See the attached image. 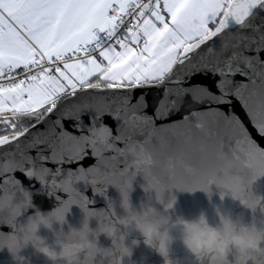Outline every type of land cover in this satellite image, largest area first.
<instances>
[{
	"label": "snow or ice",
	"instance_id": "obj_1",
	"mask_svg": "<svg viewBox=\"0 0 264 264\" xmlns=\"http://www.w3.org/2000/svg\"><path fill=\"white\" fill-rule=\"evenodd\" d=\"M174 114L182 118L157 126ZM208 117L231 126L234 142L194 146L191 128L203 132ZM181 125L183 144L158 136ZM155 140L170 151H150ZM89 155L91 167H65ZM225 155L264 165V0H0V166L15 165L0 187L26 189L16 172L29 186L42 176V190L61 198L60 180L75 174L95 194L144 168L195 187L220 174Z\"/></svg>",
	"mask_w": 264,
	"mask_h": 264
},
{
	"label": "clouds",
	"instance_id": "obj_2",
	"mask_svg": "<svg viewBox=\"0 0 264 264\" xmlns=\"http://www.w3.org/2000/svg\"><path fill=\"white\" fill-rule=\"evenodd\" d=\"M102 143L101 139L99 144ZM14 168L11 163L6 169L0 166V174L5 170L12 172ZM219 172L190 187L165 181L148 168L140 169L122 181L109 183L119 194L118 203L107 197L109 185L103 192L95 189V194L106 200V207L100 209L89 208L91 201L74 187L76 180L83 181L82 175L76 180L75 174L65 175L60 180V191L67 198L55 197L58 203L48 211L33 204L29 190L12 182L7 188L0 187V225L12 229L9 233L0 231V250L6 248L15 264H27L21 253L29 246L47 257L51 264H124L125 258L129 264H137L131 259L133 249L142 242L162 258L163 264H179L169 256L170 246L176 239L171 230L176 229L180 242L193 254L196 264H264V224L258 227L255 222H246L241 215L234 217L218 206L215 223H210L203 211L192 217L174 213V189L188 193L199 190L211 201L212 186H215L221 201L228 195L250 213L259 211L264 217V196L252 190L253 183L264 176V165L251 163L246 158L236 162L225 155L220 158ZM137 174L144 180L140 187L146 199L134 205L131 193ZM43 179L40 176L38 182ZM73 205L83 213L79 227L68 224L66 219ZM29 208L33 209L32 214L19 223L17 218ZM41 229L51 233V242L40 234ZM101 236L110 241L109 246L100 244ZM233 254L235 260L230 262L228 258Z\"/></svg>",
	"mask_w": 264,
	"mask_h": 264
},
{
	"label": "water",
	"instance_id": "obj_3",
	"mask_svg": "<svg viewBox=\"0 0 264 264\" xmlns=\"http://www.w3.org/2000/svg\"><path fill=\"white\" fill-rule=\"evenodd\" d=\"M237 81L248 83L247 77L236 76L234 78ZM259 81H257V92H259ZM253 86L250 85V90ZM160 91V98L162 97V89ZM140 94V90H137L136 95ZM247 96L248 93H245ZM149 102L151 104V96L148 97ZM257 97H251L250 103H255ZM135 102V101H134ZM234 108L233 111L243 120L245 126L249 128V131L252 133L254 138L259 139L258 133L251 126L250 120L246 117V113L240 105L239 101H236L233 98ZM195 110H200L199 106L196 107ZM142 111H146L149 114H153L154 108L150 106L148 109H143ZM187 114V113H185ZM54 118V117H53ZM182 117L180 114H174L169 117L163 118L162 120L157 121V126L159 127L160 123H172L174 121H179ZM86 124L89 122V117H84ZM66 125L69 124L67 120L64 121ZM103 122L112 129L113 135L117 134V122L111 116H105L103 118ZM122 123V122H121ZM205 130L201 132L200 130L191 128L192 135V144L197 148L202 143L206 148L215 149L217 143L220 139H223L225 143L229 141L231 138L234 142L235 137L232 134V128L229 125H226L222 120L213 121L211 117L206 118L205 121ZM38 131H44V126L38 125ZM189 134V126L181 125L175 129L171 130H162L158 133V136L162 138L164 141L170 142L172 147L177 146L178 144H183L186 136ZM118 146H123L119 144ZM146 147L152 151L156 150L157 154L166 155L170 149L166 145H162L159 140H155L153 144L146 145ZM90 152V150H89ZM197 154V153H193ZM96 163L95 157L91 155L85 157L84 160L79 163H75L73 165H66L65 167H72L73 170L79 167L88 168ZM48 167H53V165L48 164ZM13 175L21 180L22 185L30 191L32 195V202L37 207H39L42 211L51 210L54 206L57 205L58 201H56L54 196H49L46 191L42 190L38 181L30 182L27 177H25L22 173L16 172ZM144 183V180L140 174H137L135 181L133 182V191L131 193V199L134 205H137L142 200L146 199V194L141 189L140 185ZM75 187L82 191L92 202L88 205L89 208H105L106 200L103 196L98 194H94L90 186L85 188L82 183L75 185ZM213 195L211 201H209L206 194L202 191H195L193 193L181 192L178 190H173L176 196V204L174 206V213L178 215H184L185 217H192L197 215L201 211H203L210 223L216 222V212L215 208L218 206L222 211L232 214L234 217L237 215L243 216L246 222H255L257 226H262L264 224V217L261 216L259 211L256 213H250L247 209H245L239 201L233 200L230 196L225 195L224 199L221 201L215 186H212ZM252 190L254 193L264 196V176H260L252 185ZM62 199H66V194L59 193ZM106 195L108 198H111L115 201H119V194L117 190L109 185L106 189ZM159 207V205H157ZM117 213H120V209L117 207ZM33 209L29 208L26 212H22V215L18 217V222L23 223L28 215L32 214ZM83 218V213L79 209L78 206L73 205L70 207L69 213L66 215V219L68 224L73 227H79L80 222ZM92 227H95V221H92ZM68 226H64V231L67 232ZM0 231L4 233H9L12 231L10 227H0ZM172 234L176 237L175 242L170 246L169 256L179 262V264H196L195 257L193 254L188 251L180 242V237L178 230L172 229ZM40 234L42 236H47L49 238V242H51V233H48L46 230L41 229ZM100 244L104 247L110 245V241L105 237H100ZM59 251V249H56ZM21 255L26 258L27 264H51V261L48 260L41 253H36L31 246L26 248ZM132 261L137 262V264H163L162 258L151 248L144 245L142 242L139 247L133 249ZM229 261L234 262L235 254L229 256ZM0 264H15L11 254L5 248L0 250ZM124 264H129L127 258L124 260ZM251 264V262H249Z\"/></svg>",
	"mask_w": 264,
	"mask_h": 264
}]
</instances>
